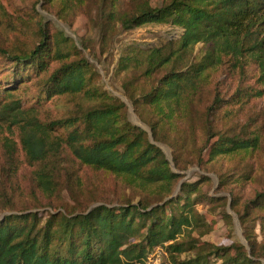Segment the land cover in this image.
<instances>
[{
    "label": "trees",
    "instance_id": "1",
    "mask_svg": "<svg viewBox=\"0 0 264 264\" xmlns=\"http://www.w3.org/2000/svg\"><path fill=\"white\" fill-rule=\"evenodd\" d=\"M130 1L134 9L121 12V0H98L101 54L108 52L117 21L123 30L151 22L182 29L162 45L126 46L114 68L116 75L129 74L122 82L124 95L150 128L153 142L127 119L126 103L104 88L96 67L62 30L40 26L31 49L9 52L0 46L1 78L10 80L0 78V122L18 127L35 189L49 202L62 188L73 201L49 203L51 209L43 212L7 209L0 216V264H143L156 250L166 254L167 264H263L264 186L241 201L230 185L243 188L259 177L252 157L264 151V137L257 128L249 130L250 122L233 121L232 101L244 88L227 99L219 90L206 98L204 89L218 65L227 62V68L238 66L242 73L245 55L264 65V0ZM80 2L44 0L57 7L59 18L77 13ZM198 43L204 50L196 59ZM58 98L72 105L62 111L52 104L57 114L41 118L40 105ZM155 141L172 147L176 170ZM2 146V170L13 173L15 142L3 136ZM203 152L207 161L237 158L230 172L219 174V190L229 192L246 244L203 240L213 228L207 216L228 203L202 191L207 177L181 181L180 171L201 166ZM83 169L95 178L120 179L139 199L101 200L90 207L79 196L87 189ZM221 215L231 229L232 215L225 210Z\"/></svg>",
    "mask_w": 264,
    "mask_h": 264
},
{
    "label": "rangeland",
    "instance_id": "2",
    "mask_svg": "<svg viewBox=\"0 0 264 264\" xmlns=\"http://www.w3.org/2000/svg\"><path fill=\"white\" fill-rule=\"evenodd\" d=\"M80 5L77 8L80 10L75 14L67 15L66 18H59L56 14L57 7L50 3H44V0H0V46L8 49L9 52L19 49L33 48L39 40V28L44 25L47 32H54L62 30L66 36H69L75 45H77L88 58V60L96 67L100 76L101 82L113 96L121 99L126 103L127 119L134 125L141 127L148 133L149 139L152 141L150 128L142 121L141 117L132 107L130 101L124 95L122 82L129 75L114 73V68L124 48L130 44H140L142 46L162 45L170 39H176L180 36L182 29L173 28L168 24L151 22L139 27L123 30L120 28V23L117 21V33L109 42L108 52L100 53L99 40V20L97 14L98 0H79ZM160 0H153L157 3ZM56 1L55 3H57ZM122 4L119 10H133L135 5L133 1L121 0ZM40 20V21H39ZM85 49L83 48V44ZM202 43H198L193 51L194 57L197 59L203 53ZM224 59L227 60V57ZM244 62L243 72L240 73V68H235L226 63L218 65L217 68L210 70V79L213 76V82L205 87L204 91L207 93L206 98L213 95V92L219 90V94L225 99L229 98L237 87L245 90L241 92V96L235 101L233 100L231 112L233 113V121L238 123L250 122L249 130L251 132H258L264 137V65L254 56L245 55L242 59ZM55 62H52L50 69L53 68ZM3 65H11L10 61H2ZM4 71L0 72L3 74ZM1 82H9V78H1ZM219 82V85H215ZM215 86V87H214ZM34 91V85L32 86ZM218 88V89H217ZM20 92L15 93L17 96ZM37 93V92H36ZM36 93L34 95H36ZM1 95V89H0ZM32 96V95H31ZM59 101H48L40 105L42 110L41 118L44 114L52 112L57 114L52 109L55 104L61 106L64 110V105L69 106L72 103L64 98H58ZM33 100V99H32ZM30 99V101H32ZM45 100V99H42ZM61 113V112H59ZM3 136L10 137L15 142V160L17 170L13 173H5L2 170L4 164V148L2 146ZM153 142V141H152ZM161 150L164 152L166 158L171 162L173 170L174 164L172 162V147L165 142L155 141ZM203 160L201 166L197 164L189 165L186 169L180 171L183 174L181 181L193 182L199 180L201 177H207L208 180L201 184L202 191L210 196L218 197L224 196L228 200L226 206L218 207L217 213L214 216L208 215L207 218L213 224L212 230L203 237V240L213 242L218 245H228L233 242H241L246 244L243 236L242 228L238 222L236 214L231 210L229 201L230 194L228 191L219 190V174L222 172H230L234 166L236 159L227 157H217L215 160L207 161V154L203 152ZM254 168H257L259 177L255 181H249L241 188L239 185L231 184L230 187L240 196L241 201L253 197L254 193L264 186V151L252 157ZM32 167L27 163L25 154L20 147V134L18 127L7 122H0V193L2 194L0 201V216L7 212L10 208L33 207L31 211L43 212L47 209L49 203L72 204V197L67 190H60L56 192L51 201L43 196V194L35 189L31 182ZM93 174L88 169H83L81 178L87 189L79 196L85 203H90V207L103 200L106 202L117 203L125 198H133L136 195L135 191L128 187L120 179L112 176L104 177ZM233 180V177L230 178ZM136 202L139 197L133 198ZM41 204L43 206L35 208L34 206ZM228 212L233 217V224L231 229L222 219L221 211ZM256 232L259 234V226H256ZM264 264V260H262ZM162 264H167L166 254L162 256Z\"/></svg>",
    "mask_w": 264,
    "mask_h": 264
},
{
    "label": "built area",
    "instance_id": "3",
    "mask_svg": "<svg viewBox=\"0 0 264 264\" xmlns=\"http://www.w3.org/2000/svg\"><path fill=\"white\" fill-rule=\"evenodd\" d=\"M143 264H162L161 252L156 250L144 260Z\"/></svg>",
    "mask_w": 264,
    "mask_h": 264
}]
</instances>
